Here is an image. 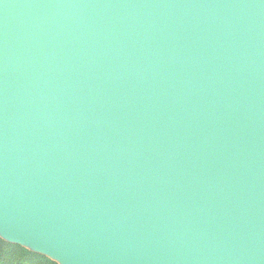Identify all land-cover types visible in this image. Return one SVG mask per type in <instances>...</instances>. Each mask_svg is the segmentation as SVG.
<instances>
[{
	"label": "water",
	"instance_id": "obj_1",
	"mask_svg": "<svg viewBox=\"0 0 264 264\" xmlns=\"http://www.w3.org/2000/svg\"><path fill=\"white\" fill-rule=\"evenodd\" d=\"M0 237L264 264V0H0Z\"/></svg>",
	"mask_w": 264,
	"mask_h": 264
},
{
	"label": "trees",
	"instance_id": "obj_2",
	"mask_svg": "<svg viewBox=\"0 0 264 264\" xmlns=\"http://www.w3.org/2000/svg\"><path fill=\"white\" fill-rule=\"evenodd\" d=\"M27 249H21L20 253L24 254L27 253ZM34 253V255L22 257L21 259L25 260L27 264H57L55 261L49 259L48 257L39 254V253ZM0 257L3 258L4 264H21L20 257L17 256L16 258H12L8 256L6 253L0 251Z\"/></svg>",
	"mask_w": 264,
	"mask_h": 264
},
{
	"label": "snow or ice",
	"instance_id": "obj_3",
	"mask_svg": "<svg viewBox=\"0 0 264 264\" xmlns=\"http://www.w3.org/2000/svg\"><path fill=\"white\" fill-rule=\"evenodd\" d=\"M21 249H27V253L21 254ZM0 251L6 253L8 256L12 258H16L17 256L20 257L21 264H27V262L22 257L34 255L32 251L28 248H26L24 245L20 244L19 242L15 241H7L4 240L2 237H0Z\"/></svg>",
	"mask_w": 264,
	"mask_h": 264
},
{
	"label": "clouds",
	"instance_id": "obj_4",
	"mask_svg": "<svg viewBox=\"0 0 264 264\" xmlns=\"http://www.w3.org/2000/svg\"><path fill=\"white\" fill-rule=\"evenodd\" d=\"M0 264H4V260L2 257H0Z\"/></svg>",
	"mask_w": 264,
	"mask_h": 264
}]
</instances>
